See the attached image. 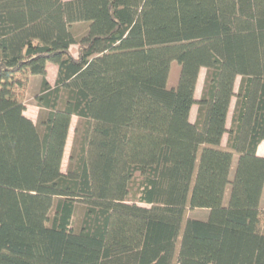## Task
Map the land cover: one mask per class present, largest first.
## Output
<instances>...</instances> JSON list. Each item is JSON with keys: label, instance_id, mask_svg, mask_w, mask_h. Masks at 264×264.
<instances>
[{"label": "trees", "instance_id": "16d2710c", "mask_svg": "<svg viewBox=\"0 0 264 264\" xmlns=\"http://www.w3.org/2000/svg\"><path fill=\"white\" fill-rule=\"evenodd\" d=\"M263 141L264 0H0V264H264Z\"/></svg>", "mask_w": 264, "mask_h": 264}, {"label": "rangeland", "instance_id": "374dc122", "mask_svg": "<svg viewBox=\"0 0 264 264\" xmlns=\"http://www.w3.org/2000/svg\"><path fill=\"white\" fill-rule=\"evenodd\" d=\"M68 1V0H65ZM84 26H75L74 27V31H76L77 35H82L84 33ZM77 51V46H72L71 47V52L74 54ZM179 70L180 67L176 62H172L171 66H170V73H169V77H168V83H167V87L168 88H172L175 87L177 85V81H178V75H179ZM205 69H201L200 70V74H199V81H201L203 83L204 80V76H205ZM52 76L51 74L52 71L49 70V72H47L46 70V76ZM239 78H237L236 82H235V90H237L238 84H239ZM37 81H41V77L37 76L32 80V83L30 84L29 88L26 87L25 91H23L21 93V95H19V100H21L24 104H25V113L27 116H30L33 119V122L36 123L37 122V117H38V110L36 109L37 106L35 105V101L34 98L36 96V94L39 91V87H38V82ZM232 107H231V111L229 114V119H228V125L230 123V117H231V112H232V108L234 105V102H232ZM193 121V119H192ZM77 124V118L73 117L72 121H71V125H70V129H69V134H68V138H67V143H66V147H65V152H64V156H63V162H62V172L65 173L66 171V167H67V163H68V157L70 154V149L72 146V142H73V136H74V128ZM235 163V161H234ZM233 163V166H234ZM228 193H229V188L226 189L225 191V195H224V203H226L227 199H228ZM264 203V194L261 198V204ZM84 205L81 203H77L76 205V209H75V213H74V218H73V228L77 229L80 226L83 214H84ZM209 216V211L208 210H187L186 212V217L187 218H195V219H207Z\"/></svg>", "mask_w": 264, "mask_h": 264}, {"label": "crops", "instance_id": "0c3cea01", "mask_svg": "<svg viewBox=\"0 0 264 264\" xmlns=\"http://www.w3.org/2000/svg\"><path fill=\"white\" fill-rule=\"evenodd\" d=\"M46 70H47V72H49V70H51L52 73H53V74H51L52 76H48V74L46 76V79H47L48 83L51 86H53L54 83H55V80H56L57 67L54 66V65H48L47 68H46ZM34 78L35 77H31L29 79V82H28V85H27L28 88H29V86L32 83V80ZM37 82H38V87H39L40 81H37ZM202 85H203V83L198 80L197 85H196V89H195V99L196 100H198L199 97H200L201 90H202ZM232 104L233 103H231V107H232ZM231 107H230V111H231ZM36 109L38 110V108H36ZM196 111H197V107L196 106H193V108L191 109V121H192V119L194 121V118H195V115H196ZM230 111H229V114H230ZM24 115L33 122V119L30 116H27L25 112H24ZM228 119H229V115H228ZM227 125H228V121H227ZM222 143H223V145H225V143H226V136H224ZM257 155L264 158V141L261 142V144L258 146V148H257ZM263 194H264V190H263ZM263 194H262V196H263ZM263 204L264 203H262L261 205L263 206Z\"/></svg>", "mask_w": 264, "mask_h": 264}]
</instances>
